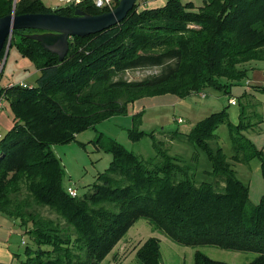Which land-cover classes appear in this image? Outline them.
Here are the masks:
<instances>
[{"label":"trees","instance_id":"16d2710c","mask_svg":"<svg viewBox=\"0 0 264 264\" xmlns=\"http://www.w3.org/2000/svg\"><path fill=\"white\" fill-rule=\"evenodd\" d=\"M76 10L109 12L86 0L55 10L40 0H16L13 13L72 17ZM11 13L12 0H0V18ZM38 33L16 30L9 42L39 71L35 85L0 90L13 119L0 139V213L18 219L34 245L25 248L21 264H100L138 219L174 243L253 252L257 256L247 264H264V195L252 204L249 187L233 168L258 159L264 182V155L240 132L247 129L243 111L238 125L223 109L185 134L206 153L214 177L210 183H196L187 167L156 144L159 162L144 161L108 139L102 146L112 157L108 168L86 194L72 198L52 152L54 145L74 141L100 121L125 115L143 98L205 95L207 89L229 96L231 87L264 63V0H203L201 6L164 0L154 8L137 0L119 24L70 38L61 62L28 37ZM3 53L4 48L0 61ZM151 68L157 73L141 81L117 78ZM223 124L232 145L231 163L222 148L209 143L217 141L215 131ZM144 135L141 131L133 139ZM23 189L54 218L31 211L27 198L18 199ZM135 256L140 264H161L159 240L149 238ZM194 264L226 263L197 251Z\"/></svg>","mask_w":264,"mask_h":264},{"label":"rangeland","instance_id":"374dc122","mask_svg":"<svg viewBox=\"0 0 264 264\" xmlns=\"http://www.w3.org/2000/svg\"><path fill=\"white\" fill-rule=\"evenodd\" d=\"M13 1L12 12L15 7ZM146 1L142 0L141 2ZM185 1H192L196 6L203 4V0ZM42 3L49 9L63 7L58 0H44ZM257 65L263 67L264 63L259 62ZM157 71L154 68L132 70L117 78L128 82L141 81L156 74ZM37 77L35 66L28 58L23 57L14 46L5 47L0 61V90L6 89L10 84L22 83L33 86ZM204 93L206 96L190 94L180 98L175 95H163L141 99L130 104L125 115L111 116L97 123L94 129H88L78 134L74 141L54 145L52 152L63 169V188L75 189L76 197L89 191L96 177L108 168L112 160L111 155L102 148L107 144L108 139L123 146L127 151L134 153L144 161L159 162L160 157L155 148L156 144L157 148L165 151L168 156L176 157L180 165L187 167L191 179L196 183L213 182L214 177L210 174L211 164L206 153L194 147L185 137V134L198 121L227 106V96L222 92L207 89ZM260 96V94L257 95L261 98ZM243 118L242 124L245 127L256 126L257 117H254L250 111L245 112ZM12 123L9 103L4 99L3 109L0 112V133L5 134ZM141 131L146 135L137 140L133 139ZM240 132L242 133V131ZM215 134L217 141L209 143L212 147L222 148L227 160L231 163L233 152L227 125H220ZM233 168L238 172L240 168L244 167L235 164ZM237 177L243 183H247L240 173ZM256 180L257 178L253 176L255 183ZM26 198L31 211H36L37 214L44 217L54 218L52 212L34 204L23 189L18 195V199ZM249 199L252 204H257L253 198ZM0 220L7 222L8 227L5 225V229L9 231L8 236L4 232L1 235L3 241H0V264H21L25 259V248L27 246L34 248V245L18 219L0 213ZM151 237L159 240L161 264H194L197 251L214 261L226 264H247L257 256L253 252H233L215 246L180 245L168 239L164 234L153 231L146 220L138 219L100 264H140L135 256L136 251Z\"/></svg>","mask_w":264,"mask_h":264},{"label":"water","instance_id":"95a60500","mask_svg":"<svg viewBox=\"0 0 264 264\" xmlns=\"http://www.w3.org/2000/svg\"><path fill=\"white\" fill-rule=\"evenodd\" d=\"M117 6L100 15H89L76 10L72 17L50 14L15 15L13 12L0 18V53L9 45L13 31L36 30L42 33L28 35L39 42L42 49L58 57L61 62L69 49V39L100 33L123 21L137 0H116ZM16 0L13 1L15 5Z\"/></svg>","mask_w":264,"mask_h":264},{"label":"crops","instance_id":"0c3cea01","mask_svg":"<svg viewBox=\"0 0 264 264\" xmlns=\"http://www.w3.org/2000/svg\"><path fill=\"white\" fill-rule=\"evenodd\" d=\"M40 1L42 2L44 0H40ZM163 2L164 0H147L145 3L150 8L151 7L154 8V7L162 6ZM55 9L56 8H51V10H55ZM37 73L39 77L40 75L39 71H37ZM259 94L261 95L260 96L261 98L257 97V95ZM230 100H234L235 104L234 105L229 104ZM223 109H225L228 116V121L232 125L239 124V120H240L239 115L241 111H243V113L245 112L247 113L248 111H250L254 117L255 116L257 117V119L255 120L256 126L255 127L251 126L245 130H242V134L248 140L251 141V143L254 145L256 149L262 151L264 155L263 67L257 66L254 70H252L249 73V78L247 80H243L238 85H235L229 89V96H227V106L224 107ZM255 160H257L258 162H254ZM238 165L244 167L243 169L240 168L238 172L240 173L241 177L247 181V183L245 184L249 187V198H253L254 200H256V202H258L259 199L264 195V182L260 175V161L258 159H252L248 164L238 163ZM238 172L236 171L237 176L239 174ZM253 176L257 178L256 183L253 181ZM5 225L8 227V224L5 220H0V241H3L1 240L2 239L1 235L3 232L5 233L6 236H8L9 233V231H6Z\"/></svg>","mask_w":264,"mask_h":264},{"label":"built area","instance_id":"2783aa9c","mask_svg":"<svg viewBox=\"0 0 264 264\" xmlns=\"http://www.w3.org/2000/svg\"><path fill=\"white\" fill-rule=\"evenodd\" d=\"M83 1H85V0H59V3L63 7H69V6L73 7V6H76V5L80 4ZM86 1H89L91 3V5L94 8H96L97 10H109V11L113 10L114 0H86ZM13 86H19V87H22V88L30 87V86H27L25 84L20 83L18 85L10 84V85H8V88H11ZM4 99H5L4 96H0V112L3 109V101H4ZM229 104L234 105L235 101L234 100H230ZM2 136H3V134L0 133V139L2 138ZM66 192L72 198H75L77 196L76 190L71 188V187L66 189Z\"/></svg>","mask_w":264,"mask_h":264}]
</instances>
